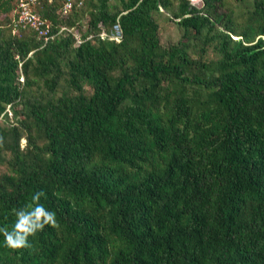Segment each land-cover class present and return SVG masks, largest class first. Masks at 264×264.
Returning <instances> with one entry per match:
<instances>
[{"label": "trees", "instance_id": "obj_1", "mask_svg": "<svg viewBox=\"0 0 264 264\" xmlns=\"http://www.w3.org/2000/svg\"><path fill=\"white\" fill-rule=\"evenodd\" d=\"M192 1L42 0L44 43L0 0V227L40 191L59 224L0 264H264V0Z\"/></svg>", "mask_w": 264, "mask_h": 264}, {"label": "built area", "instance_id": "obj_2", "mask_svg": "<svg viewBox=\"0 0 264 264\" xmlns=\"http://www.w3.org/2000/svg\"><path fill=\"white\" fill-rule=\"evenodd\" d=\"M40 1L42 0H15V6L11 13V26L13 27V33L18 32L19 29H31L46 43L53 37V34L50 32L51 26L47 20L35 11ZM47 1L50 2L51 0ZM82 2L83 0H64L59 12L66 15L72 11L74 5L80 6ZM58 32L71 33L76 44L81 43L84 39H90L93 36V34L88 33L85 38H82L77 30L68 28L67 26H61ZM98 37L102 40L107 39L116 43L120 42L122 39V29L118 20L109 29H102Z\"/></svg>", "mask_w": 264, "mask_h": 264}, {"label": "clouds", "instance_id": "obj_3", "mask_svg": "<svg viewBox=\"0 0 264 264\" xmlns=\"http://www.w3.org/2000/svg\"><path fill=\"white\" fill-rule=\"evenodd\" d=\"M44 192H36L32 195V206L18 209L15 213L16 221L11 230L6 227H0V234L4 237V246L18 250L22 248H31L28 238L34 237L38 232L43 231L46 226L59 227L56 219V213L46 209L40 203V198Z\"/></svg>", "mask_w": 264, "mask_h": 264}, {"label": "rangeland", "instance_id": "obj_4", "mask_svg": "<svg viewBox=\"0 0 264 264\" xmlns=\"http://www.w3.org/2000/svg\"><path fill=\"white\" fill-rule=\"evenodd\" d=\"M192 2H196L198 4L199 0H194ZM228 3H231L232 7H234L235 10H238L240 7V4L235 2L234 0H228ZM0 17H2V15ZM156 20L160 24L159 37L162 45L175 43L182 38L181 30H179V28L175 26V23L166 19L163 15L157 16ZM78 32L82 38H84L88 34V31H86V27H81L80 31ZM210 57H214V55L213 52L209 49L206 53L205 59ZM18 118L20 119L21 117L19 116ZM1 122L7 125H14L16 123L11 107L7 106L5 108V111L2 113L0 117V123ZM25 142H26L25 139L21 138L20 146L24 147Z\"/></svg>", "mask_w": 264, "mask_h": 264}]
</instances>
